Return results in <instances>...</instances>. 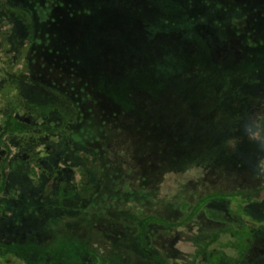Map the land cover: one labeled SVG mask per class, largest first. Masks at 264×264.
Listing matches in <instances>:
<instances>
[{
    "label": "rangeland",
    "instance_id": "1",
    "mask_svg": "<svg viewBox=\"0 0 264 264\" xmlns=\"http://www.w3.org/2000/svg\"><path fill=\"white\" fill-rule=\"evenodd\" d=\"M1 32L13 42L0 47V75L24 59L28 98L0 76V114L49 98L50 119L70 121L69 134H58L67 148H55L49 170L93 184L87 200L78 191L74 202L53 204L43 227L41 213L0 220L15 257L187 264L225 228L243 237L237 248L258 232L249 251L264 252V0H0ZM48 110L35 118L45 122ZM29 140L12 135L9 145ZM32 158L47 160L40 151ZM27 167L16 159L5 169L4 181L20 188L10 190L9 209L39 206L28 192L45 177ZM68 231L76 242L56 256Z\"/></svg>",
    "mask_w": 264,
    "mask_h": 264
},
{
    "label": "flooded vegetation",
    "instance_id": "2",
    "mask_svg": "<svg viewBox=\"0 0 264 264\" xmlns=\"http://www.w3.org/2000/svg\"><path fill=\"white\" fill-rule=\"evenodd\" d=\"M2 32L5 31L2 30ZM2 32L0 33V47L2 48L1 51H3L4 48H9V46H12V42H13L11 41V43H9ZM4 42L6 44H4ZM25 48L26 45L23 46L22 48L23 52H26ZM0 58L3 57L0 56ZM21 63H23V65L26 64L25 60L21 59V61L17 62L13 67L8 69L10 71L8 75H6L7 74L6 72H4V74L0 76L6 77L7 81L5 80V83L14 85L16 89L19 88L17 94L22 100H24L26 91H24L22 87V84L24 83L25 79L24 78L21 79L23 77L22 73L20 72V70H22L20 69ZM2 81L3 79L1 80V82ZM22 110H17L15 106L13 108H6L4 113L0 114V170L2 174V178L0 179V220L4 218L8 220V222L9 221L13 222L19 216L24 217L25 212L28 213L31 212L32 215H35V217L38 218L39 214L41 213L42 214L41 219L43 220L41 223L38 224L39 226L38 225L37 226L43 227L44 225L47 224V221H49V219L46 217L48 216L51 217V212H52L51 210H53L52 208L53 204L58 205L59 203L66 204V203L74 202L76 200L78 191L81 192L79 198H83L87 200L89 197V193H91L93 189V184L91 188L88 187L83 188L81 186V183L78 182L77 179L78 176L76 171L75 173H73L71 169H67L69 173L68 178L73 182H66V180L63 179L62 174L56 172L55 167H53L51 170H49L50 168H48L49 167L48 164L51 163V159L55 156V150H56L55 148L58 146H62V148L64 147L65 149L67 148V144H66L67 139L60 142V140L62 139L60 138V136H58V134H60L61 131L66 132L67 135L69 134L70 128L68 122L70 121L63 120V122L57 126L54 123V121L50 118L46 119L45 122H42L40 119L35 118L36 113H31L24 109ZM51 130L53 133L50 132ZM11 135L29 136L30 138L29 145L25 146L20 150L19 149L17 150L15 144H13V146H10L9 141H7L10 139ZM29 147H32V149L29 150L28 149ZM36 151L42 152L47 160H38L37 162L33 160L32 161L33 163H30L27 161V157L26 158L22 157L26 154L32 157L33 153ZM16 159L21 160L22 162H25L27 164L28 166L27 169L29 168V171L31 170L32 177L36 178L37 175L44 174L45 178H43V181L44 179L45 181L41 184H38V190H34L38 192L35 193L32 190L28 192V195L34 196L33 198H35L39 204V206H37L36 209H34L32 206H27V205L25 208L21 204H16V208L14 209H9L6 207L5 200L6 201L9 200L10 190L13 188L20 189L18 186L13 187L10 183L4 181L5 169L7 168L8 163ZM58 159L59 161L62 159L61 154L58 155ZM70 168L74 170L72 166H70ZM51 177H56V178L52 179ZM50 179H52V181ZM41 204H43L44 207H41ZM57 205L54 207H57ZM30 208L33 209V211L32 210L30 211ZM38 210H40V212ZM55 221L56 220L52 221L53 223L52 226L54 225ZM49 227L50 226H48V228ZM67 235H70L72 238H68ZM67 235L65 236V240L61 241V243H63L62 244L63 246L59 248L57 251H55V246L57 245L58 240L55 243L48 244L54 249L56 256L59 255L60 251L63 254L65 249H68L67 247L70 246V244L76 242L73 238L71 231H68ZM91 249L94 250L96 254L103 259V257L99 255V252H97L93 247H91ZM17 250H18L17 244L15 245L12 244V242H9L5 239L3 240L0 239V260H1L0 264H4L3 260L7 261L6 264H31L30 262L20 260L19 258L15 257L16 252L19 251ZM81 252L83 255H85V257H89L88 255L85 254V252L83 251Z\"/></svg>",
    "mask_w": 264,
    "mask_h": 264
},
{
    "label": "trees",
    "instance_id": "3",
    "mask_svg": "<svg viewBox=\"0 0 264 264\" xmlns=\"http://www.w3.org/2000/svg\"><path fill=\"white\" fill-rule=\"evenodd\" d=\"M2 5H4V4L2 3ZM43 94H45V95L49 94L52 96V94H50L48 92H45ZM26 98H28V97L25 95L24 100H26ZM24 100H22V101H24ZM29 101L31 103H33V105H32L31 109H26V111H29L31 113H38V110L40 108L43 110H48L47 109L48 107H53V105L50 103L49 98L44 100L45 102H43V101L39 102V101H41V99L36 98L35 100H33L31 97L29 99ZM39 103H41V104H39ZM21 108H19V110ZM51 112H53V114L56 113L54 111V109H52V110L50 109L43 114L44 116L46 115L45 116L46 119L50 118ZM43 115H41L39 117H42ZM65 118L67 119V114H65ZM7 141H9V140H7ZM33 160L34 159L31 156L29 159H27V161L30 163H33L32 162ZM217 195L220 196L218 198L224 199V197H221L222 192L217 193ZM209 197L213 198V194ZM225 199L229 200L228 198H225ZM229 201H230L231 209L237 210L236 206H239L238 202L235 199L234 200L232 199ZM247 228H248V226H247ZM226 229L227 228L220 229L216 232L211 233L208 237L204 238L202 243L197 245L196 249L194 250V253L191 255V258L187 262V264H264V252L259 253L258 255L252 256L250 254V251H249V249L252 248L251 247L252 242L255 239V237L253 235L259 234L258 232H256V233L254 232L255 234H253L251 236L252 239L250 240V242L246 246H241V247L237 248L238 243H240V242L242 243L244 241L243 237L241 235L234 236L231 233H229V231ZM238 230H239V232H242V230H244V227H241ZM261 239H263V238L261 237ZM7 259H9V258H7ZM3 261H4V264L7 263V261H5V260H3Z\"/></svg>",
    "mask_w": 264,
    "mask_h": 264
}]
</instances>
